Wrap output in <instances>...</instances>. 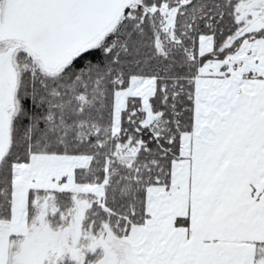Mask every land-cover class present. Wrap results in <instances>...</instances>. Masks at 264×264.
Masks as SVG:
<instances>
[{"label":"snow or ice","instance_id":"snow-or-ice-1","mask_svg":"<svg viewBox=\"0 0 264 264\" xmlns=\"http://www.w3.org/2000/svg\"><path fill=\"white\" fill-rule=\"evenodd\" d=\"M0 264H264V0H0Z\"/></svg>","mask_w":264,"mask_h":264}]
</instances>
